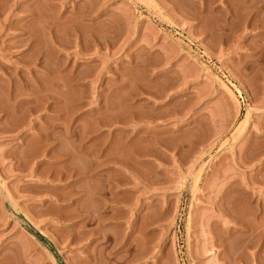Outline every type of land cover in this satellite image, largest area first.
<instances>
[{
	"label": "rangeland",
	"instance_id": "374dc122",
	"mask_svg": "<svg viewBox=\"0 0 264 264\" xmlns=\"http://www.w3.org/2000/svg\"><path fill=\"white\" fill-rule=\"evenodd\" d=\"M0 264H264V0H0Z\"/></svg>",
	"mask_w": 264,
	"mask_h": 264
}]
</instances>
